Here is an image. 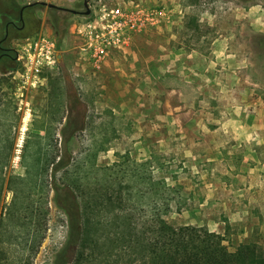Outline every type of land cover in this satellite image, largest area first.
<instances>
[{
    "label": "rangeland",
    "instance_id": "obj_1",
    "mask_svg": "<svg viewBox=\"0 0 264 264\" xmlns=\"http://www.w3.org/2000/svg\"><path fill=\"white\" fill-rule=\"evenodd\" d=\"M28 1L0 0V40L8 15L17 19L20 6L34 2ZM38 1L86 10L84 0ZM100 1L90 0L91 10ZM147 1L172 8V20L116 52L99 72L75 63L72 26L88 17L71 15L60 46L62 65L44 70L43 84L30 96V113L19 109L15 96L19 63L3 58L0 142L15 145L13 171L21 174L36 154L57 158L71 151L72 170L86 190L121 189L128 209L205 226L223 234L234 250L264 236V194L256 185L264 163L255 156L256 142L264 140V0ZM63 15L47 5L26 11L20 28L9 27L4 45L16 56L18 43L40 30L56 36ZM192 18L200 31L189 26ZM68 91L83 100L87 113L84 128L71 140L61 133L65 118L60 119ZM50 181L37 180L49 191L48 202L37 192L35 206L23 209L48 219L34 264H55L67 238V216L53 200ZM142 221L144 248L159 236L153 221ZM127 233L121 230L120 238L136 244Z\"/></svg>",
    "mask_w": 264,
    "mask_h": 264
},
{
    "label": "trees",
    "instance_id": "obj_2",
    "mask_svg": "<svg viewBox=\"0 0 264 264\" xmlns=\"http://www.w3.org/2000/svg\"><path fill=\"white\" fill-rule=\"evenodd\" d=\"M31 3L20 6L17 19L9 14L7 22H22L26 11L43 5L37 1ZM54 9L64 14V22L58 24L55 36L60 47L68 28L65 21L74 12L65 8ZM189 26L197 31L201 28L194 18ZM58 65H62L61 61ZM57 81L62 84L65 78L59 76ZM67 95L66 115L60 117L61 121L65 118L61 133H68L71 140L84 128L87 113L81 98L71 91ZM14 150L13 142L7 145L0 142V264H34V257L45 238L48 219L44 212L29 215L23 213V209L35 206L37 192L44 197H41L44 203L48 202L49 191L45 190V184L37 183L45 176L52 179L50 185L55 204L67 216V238L55 264H264V236L242 241L232 250L223 234L205 226L177 224L160 212L141 215L128 209L125 204L129 198L121 189L86 190L82 177L72 170L71 151L57 158L55 155L42 159L36 154L31 163L25 164L26 172L21 174L13 171ZM61 170L64 179L59 182L56 176ZM109 182L114 184V180ZM8 193L11 195L9 200ZM145 216L157 225L155 231L159 239L151 238L149 245L142 248L140 223ZM121 230H126L136 244H128L120 238Z\"/></svg>",
    "mask_w": 264,
    "mask_h": 264
},
{
    "label": "built area",
    "instance_id": "obj_3",
    "mask_svg": "<svg viewBox=\"0 0 264 264\" xmlns=\"http://www.w3.org/2000/svg\"><path fill=\"white\" fill-rule=\"evenodd\" d=\"M173 13L172 8L156 1L129 0L110 4L101 0L86 20L72 26L76 38L75 63L95 72L101 71L114 51L128 48L136 35L169 23ZM15 52L19 63L14 74L15 96L19 109L29 113L31 93L43 84L44 70L59 63L61 49L53 34L40 30L20 42Z\"/></svg>",
    "mask_w": 264,
    "mask_h": 264
},
{
    "label": "crops",
    "instance_id": "obj_4",
    "mask_svg": "<svg viewBox=\"0 0 264 264\" xmlns=\"http://www.w3.org/2000/svg\"><path fill=\"white\" fill-rule=\"evenodd\" d=\"M150 32H152V31H150ZM150 32H148V33H144V34H138V35H136L135 37H134V39H133V43L134 44H136V42L138 41V40H140L141 38H145ZM49 33V32H48ZM20 43V42H19ZM18 43V44H19ZM119 51H121V50H119ZM116 52H118V51H114L113 52V54H112V56H111V58H110V60H109V62H108V64L102 69V70H104L108 65H109V63H110V61L112 60V58H113V56H114V54L116 53ZM84 67V66H83ZM101 70V71H102ZM263 145H264V140H258L257 142H256V146H255V150H256V154H255V156L258 158V160H260L261 162H263L264 163V157L262 156V147H263ZM259 181H260V183L258 184H256L257 185V188L258 187H261L260 188V193L261 194H264V173H261L260 174V177H259ZM249 186H250V184H249ZM257 188H256V190H257ZM263 215V214H262ZM262 217V216H261Z\"/></svg>",
    "mask_w": 264,
    "mask_h": 264
},
{
    "label": "flooded vegetation",
    "instance_id": "obj_5",
    "mask_svg": "<svg viewBox=\"0 0 264 264\" xmlns=\"http://www.w3.org/2000/svg\"><path fill=\"white\" fill-rule=\"evenodd\" d=\"M15 27V28H20L21 26L18 25L17 21L10 20L9 22L6 23V34L5 36L0 40V62L3 58H10L13 57L11 53V48L8 46L4 45V42L6 41L7 34L9 27Z\"/></svg>",
    "mask_w": 264,
    "mask_h": 264
},
{
    "label": "water",
    "instance_id": "obj_6",
    "mask_svg": "<svg viewBox=\"0 0 264 264\" xmlns=\"http://www.w3.org/2000/svg\"><path fill=\"white\" fill-rule=\"evenodd\" d=\"M89 1L90 0H84V5L86 7V10H84V11H80V10H77V9H74V8L64 7V6H61V5H59V4L55 3V2H48V1H37V2H40L41 4L47 5L49 7H53V8H65V9H69L72 12L77 13V14L82 13L84 15H88V14L91 13V8L89 6ZM31 4H33V3H28V5H31ZM24 7L25 6H23V8L21 9V13H22ZM60 61H61V59H60Z\"/></svg>",
    "mask_w": 264,
    "mask_h": 264
},
{
    "label": "bare ground",
    "instance_id": "obj_7",
    "mask_svg": "<svg viewBox=\"0 0 264 264\" xmlns=\"http://www.w3.org/2000/svg\"><path fill=\"white\" fill-rule=\"evenodd\" d=\"M30 113V112H29Z\"/></svg>",
    "mask_w": 264,
    "mask_h": 264
}]
</instances>
